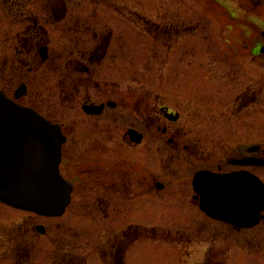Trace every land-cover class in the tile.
I'll list each match as a JSON object with an SVG mask.
<instances>
[{
  "label": "flooded vegetation",
  "instance_id": "obj_1",
  "mask_svg": "<svg viewBox=\"0 0 264 264\" xmlns=\"http://www.w3.org/2000/svg\"><path fill=\"white\" fill-rule=\"evenodd\" d=\"M237 1L212 0L213 10L190 16L166 5L151 21V0H0V91L58 128L59 174L70 188L60 215L0 201V218L42 220L11 233L2 227L0 243L13 244L15 264L26 262L20 247L28 239L48 234L63 246L78 226L103 239L102 264H125L140 239L186 242V229L197 224L192 231L202 233L203 223L235 236L260 228L263 237L246 242L264 255V208L256 225H242L253 185L264 194V2L233 7ZM208 13L228 20L231 37L207 36ZM151 45L164 53L152 56ZM151 202L167 206L164 213L180 206L197 221L134 224ZM221 203L244 207L239 224L202 208ZM214 248L200 264H223Z\"/></svg>",
  "mask_w": 264,
  "mask_h": 264
},
{
  "label": "rangeland",
  "instance_id": "obj_2",
  "mask_svg": "<svg viewBox=\"0 0 264 264\" xmlns=\"http://www.w3.org/2000/svg\"><path fill=\"white\" fill-rule=\"evenodd\" d=\"M174 1L176 0H151V21L157 20L156 17L158 13L164 12L162 8L166 5H174L175 7L179 4L182 7H186V10L189 11V16L192 11L195 12L198 8H201L203 11H208L210 9L213 10L214 7L212 0H180V3H174ZM262 2H264V0ZM241 4L248 5V3L243 2V0H238L233 7ZM158 7H161L162 10L157 11L160 9ZM259 10V15L264 16V4ZM211 13L205 15L207 18L204 20L208 23V26L205 29L207 36L214 37V32L216 36L220 34L221 36H218L222 37V39L231 37V33L227 35V30L223 26L228 20L221 16L217 18L216 15H210ZM1 50L2 47L0 46V54ZM162 52L164 53L163 47L151 45L152 56L154 53ZM155 70L160 69L155 68ZM166 207L167 206L156 205L155 202H151V213H149V211L141 213L138 215V218L132 222L143 227L165 229L181 228L189 225L188 223L193 222L194 224L197 221L194 217L190 218L191 215L189 213L186 214L180 206L174 207L173 209L175 210L168 207L167 213H164ZM170 214L177 216L176 219L170 218ZM0 219H2V223H0V231L2 230V227L5 226L8 227L9 232H15V230L19 228L20 223H23L25 228H29L31 225L42 221L34 217H29L27 213L23 212H5L4 217ZM174 220L179 222L177 226H173ZM126 222L127 221H122L121 224L123 225ZM196 225L197 224H195V226ZM195 226H189L187 229L182 228L193 232L192 237L184 239L187 241H183V243H179L178 238H166V242L164 241L165 243L161 241H152L151 239H140L136 241L126 253L125 264H200L203 261L205 252L209 246L215 247L214 250H212V253L219 259V261L220 259L221 261L224 260L225 257L227 258L226 264H264V255H262L261 249L258 250L253 244L246 242V239L249 236H254L257 240L262 238L263 233L260 228H255L251 231H246L245 233L242 232L240 235L235 236L232 235V233L231 235L226 234L223 228L220 232L216 233L213 225L209 227L204 223L202 225V233L200 231L194 232L192 230L195 229ZM46 227L49 230L48 221ZM75 229L73 239L70 240V243L64 244L63 246L54 243L48 234L45 237L37 235V237L34 238L31 236L32 238L28 239L29 242L20 247V251L27 254V260H25L26 262L24 264H55L54 260L58 255L64 253L66 249H74L82 255L86 254L88 264H102L99 254L96 253V251L98 247L104 246V243H102L103 239L101 240L90 236L88 233L86 234L82 232L80 226ZM187 244H191V246H187ZM216 247H219L221 251H217ZM222 250H226V254H224ZM0 255H6L8 257H5L0 261V264H15L13 259L15 255V247H13V244L6 246L5 244L0 243Z\"/></svg>",
  "mask_w": 264,
  "mask_h": 264
},
{
  "label": "water",
  "instance_id": "obj_3",
  "mask_svg": "<svg viewBox=\"0 0 264 264\" xmlns=\"http://www.w3.org/2000/svg\"><path fill=\"white\" fill-rule=\"evenodd\" d=\"M60 132L39 114L9 100L0 91V201L14 208L52 216L64 212L70 188L59 174ZM230 198L220 194V197ZM251 203L246 206L245 226H253L264 208V194L252 187ZM235 206V205H234ZM202 206L214 218L233 224L230 217L244 214L239 206ZM40 232L43 226H38Z\"/></svg>",
  "mask_w": 264,
  "mask_h": 264
},
{
  "label": "trees",
  "instance_id": "obj_4",
  "mask_svg": "<svg viewBox=\"0 0 264 264\" xmlns=\"http://www.w3.org/2000/svg\"><path fill=\"white\" fill-rule=\"evenodd\" d=\"M25 256L27 258V254ZM54 262L55 264H86L85 257L76 251H66L58 255Z\"/></svg>",
  "mask_w": 264,
  "mask_h": 264
}]
</instances>
